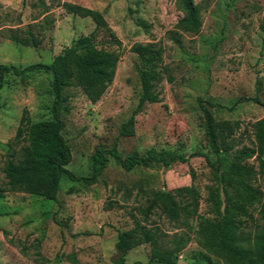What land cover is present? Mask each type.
Wrapping results in <instances>:
<instances>
[{
	"label": "rangeland",
	"instance_id": "1",
	"mask_svg": "<svg viewBox=\"0 0 264 264\" xmlns=\"http://www.w3.org/2000/svg\"><path fill=\"white\" fill-rule=\"evenodd\" d=\"M201 7L203 24L198 34L184 33L181 42L171 35L184 15L178 0H0V64L25 68L50 63L74 39L90 34L91 18L68 13L62 6L72 2L101 11L121 41V58L113 82L103 97L92 103L76 86L64 89L60 116L62 134L70 146L66 166L76 176H90L92 157L99 147L126 156L134 150L145 154L154 148L184 154L188 162L172 166L135 167L126 170L110 157L95 182L71 180L57 175L56 200L24 192H5L0 197V264H118V232L143 219L139 206L146 202L139 187L173 192L193 181L201 193L199 214L210 216L209 186L213 173L205 156L210 153L199 100L208 105L216 120L233 127L229 140L235 148L254 145L252 124L264 117V0H194ZM47 10V11H46ZM41 40L38 47L12 41L9 30ZM103 37L97 41L102 42ZM157 43L164 48L167 75L159 85L161 101L147 103L136 114L135 133L120 136L121 124L138 106L141 83L139 59L131 51L135 43ZM0 88V184L2 167L10 157L7 143L17 132L24 110L34 122L29 141L42 158L50 161L63 153L53 138L55 125L51 76L44 71L21 75L3 71ZM215 161L214 154L210 153ZM258 169L255 157L249 160ZM257 184L264 190V176ZM246 222L247 230L264 225L258 208ZM143 223H145L143 221ZM150 226L169 235L187 229L159 213ZM197 224V219L192 222ZM191 241L178 256V264L208 255L189 231ZM150 244L134 247L127 254L130 264H150ZM213 264H223L210 256Z\"/></svg>",
	"mask_w": 264,
	"mask_h": 264
},
{
	"label": "trees",
	"instance_id": "2",
	"mask_svg": "<svg viewBox=\"0 0 264 264\" xmlns=\"http://www.w3.org/2000/svg\"><path fill=\"white\" fill-rule=\"evenodd\" d=\"M184 15L171 32L172 38L180 43L184 33L198 34L203 24L201 7L194 0H178ZM62 6L68 13L88 17L95 23L90 34L81 35L70 46L63 49L50 63H34L21 69L14 65L0 64V88L4 82L3 71H13L21 75L31 71H44L51 76L54 101L53 138L63 153L54 160L42 158L43 154L30 143L29 135L32 121L28 110L20 118L17 132L7 143L10 157L5 161L3 185L0 184V197L5 192H24L33 196H43L56 200L60 188L57 175H67L71 180L85 183L95 182L107 166L110 157L126 170L135 167L172 166L178 162H188L184 154H169L151 148L145 154L134 150L126 156L118 151L117 143L112 148L99 147L92 157L90 176H76L66 168L71 161L70 146L62 134L64 121L60 116L63 91L68 86L79 87L92 103L98 102L114 80L121 58V41L104 14L93 8L72 2ZM47 11V10H46ZM264 30V23L262 24ZM9 38L21 45L38 47L41 40L31 30L23 36L9 30ZM103 37L98 42V37ZM131 51L139 59L138 75L141 95L138 106L130 117L121 124L120 136L135 133L136 114L147 103L161 101L160 83L167 75L168 66L163 64L164 48L157 43H135ZM254 101L262 106L258 96ZM209 101L199 100L204 115V128L208 137L210 153L198 152L205 156L213 173V184L209 186L210 216L199 214L201 193L193 181L189 185L175 188L173 192L160 188L139 187L145 194L146 202L139 206L143 219L135 220L133 227L118 232L116 248L119 252L118 264H130L126 256L134 247L150 244V264H178V256L192 236L208 255L207 262L196 260L188 264H213L210 256L220 259L223 264H264V225L254 230L245 228L246 222L253 218L252 210L258 208L264 218V190L257 184L259 175L264 176V117L252 124L255 140L253 146L235 148L229 140L233 127L228 120H216L208 105ZM255 157L258 169L249 160ZM159 213L170 222L181 223L187 229L172 235L159 226H150L151 216ZM197 219V224L192 222ZM143 221L145 223H143Z\"/></svg>",
	"mask_w": 264,
	"mask_h": 264
}]
</instances>
